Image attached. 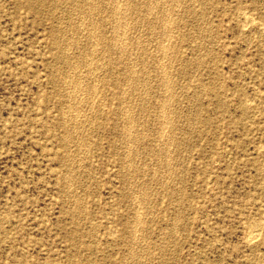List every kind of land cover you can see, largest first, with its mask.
I'll return each instance as SVG.
<instances>
[{"label": "rangeland", "instance_id": "374dc122", "mask_svg": "<svg viewBox=\"0 0 264 264\" xmlns=\"http://www.w3.org/2000/svg\"><path fill=\"white\" fill-rule=\"evenodd\" d=\"M0 264H264V0H0Z\"/></svg>", "mask_w": 264, "mask_h": 264}, {"label": "bare ground", "instance_id": "6f19581e", "mask_svg": "<svg viewBox=\"0 0 264 264\" xmlns=\"http://www.w3.org/2000/svg\"><path fill=\"white\" fill-rule=\"evenodd\" d=\"M99 1V0H98ZM145 1V0H144ZM131 2V1H130ZM120 3V2H119ZM121 4H123L122 2H121ZM91 5V4H90ZM98 5V4H97ZM128 5V4H127ZM168 5V4H167ZM129 6V5H128ZM159 7V6H158ZM165 7V6H164ZM192 7H194V6H192ZM200 7V6H199ZM82 8V7H81ZM113 8V7H112ZM168 8V7H167ZM85 9V8H84ZM92 9V8H91ZM122 9V8H121ZM207 9V8H206ZM113 10V9H112ZM118 10V9H117ZM153 11V10H152ZM194 11V10H193ZM162 12V11H161ZM118 13V12H117ZM151 14V13H150ZM87 15V14H86ZM197 15V14H196ZM247 16V15H246ZM249 17V16H248ZM206 18V17H205ZM164 19V18H163ZM246 19H248V18H246ZM246 19H244V20H246ZM250 19V18H249ZM252 19V18H251ZM250 19V20H251ZM119 20V19H118ZM172 20V19H171ZM255 20V19H254ZM207 21V20H206ZM248 22H249V20H248ZM252 22V21H251ZM251 22H249V23H251ZM94 23V22H93ZM248 23V24H249ZM253 23V22H252ZM121 24V23H120ZM170 24V23H169ZM245 25V24H244ZM247 25V24H246ZM245 25V26H246ZM115 27V26H114ZM150 27V26H149ZM202 27V26H201ZM262 28V27H261ZM72 29V28H71ZM129 29V28H128ZM151 29V28H150ZM94 30V29H93ZM118 30H120V29H118ZM116 31V30H115ZM165 32V31H164ZM95 35V34H94ZM174 35V34H173ZM203 35V34H202ZM91 37V36H90ZM97 37H98V35H97ZM120 37H123V36H120ZM211 37V36H210ZM88 38H89V36H88ZM119 38V37H118ZM172 38V37H171ZM199 39V38H198ZM115 41V40H114ZM117 41V40H116ZM89 42H90V40H89ZM118 42V41H117ZM128 43V42H127ZM169 43V42H168ZM121 44V43H120ZM142 45V44H141ZM98 46V45H97ZM115 46V45H114ZM139 46V45H138ZM135 47V46H134ZM91 48V47H90ZM179 49V48H178ZM119 50V49H118ZM116 51V50H115ZM166 54V53H165ZM165 56V55H164ZM169 57V56H168ZM204 57H205V55H204ZM70 58V57H69ZM198 59V58H197ZM171 60H172V58H171ZM92 61V60H91ZM172 62V61H171ZM106 64V63H105ZM186 64V63H185ZM89 65V64H88ZM130 65H132V64H130ZM97 66V65H96ZM98 69V68H97ZM198 69V68H197ZM136 71V70H135ZM93 72V71H92ZM90 74H91V72H90ZM137 74V73H136ZM93 75V74H92ZM146 75H148V74H146ZM169 75V74H168ZM138 76V75H137ZM55 77V76H54ZM132 78V77H131ZM58 79V78H57ZM72 79V78H71ZM102 80V79H101ZM140 80V79H139ZM142 81V80H141ZM144 81V80H143ZM77 83V82H76ZM81 83H83L82 81H81ZM138 84V83H137ZM143 84V83H142ZM225 84V83H224ZM144 86V85H143ZM147 87V86H146ZM223 87V86H222ZM92 88V87H91ZM105 88V87H104ZM200 96V95H199ZM152 99V98H151ZM128 100V99H127ZM155 100V99H154ZM148 104V103H147ZM149 110V109H148ZM164 110V109H163ZM128 111V110H127ZM130 112V111H129ZM192 112V111H191ZM157 115V114H156ZM130 116V115H129ZM64 117V116H63ZM164 117V116H163ZM158 118V117H157ZM162 122V121H161ZM128 123V122H127ZM75 127V126H74ZM166 129V128H165ZM177 129V128H176ZM69 131V130H68ZM71 132V131H70ZM133 132V131H132ZM164 132H165V130H164ZM170 133V132H169ZM172 137V136H171ZM66 139V138H65ZM173 140V139H172ZM189 140V139H188ZM159 165V164H158ZM173 193V192H172ZM149 199V198H148ZM145 202V201H144ZM142 206V205H141ZM82 207V206H81ZM146 212V211H145ZM180 217V216H179ZM178 223V222H177ZM138 227V226H137ZM258 227V226H257ZM262 227V226H261ZM134 228V227H133ZM263 228V227H262ZM262 228H260L261 230H262ZM255 229V228H254ZM259 229V228H258ZM117 231V230H116ZM116 231H115V233H116ZM136 232V231H135ZM251 232V231H250ZM262 232V231H261ZM258 233H260V232H257V231H255L254 230V232L253 233H250V237L248 238V239H251V240H255L254 238H257V235H258ZM136 238V237H135ZM250 242V241H249Z\"/></svg>", "mask_w": 264, "mask_h": 264}]
</instances>
